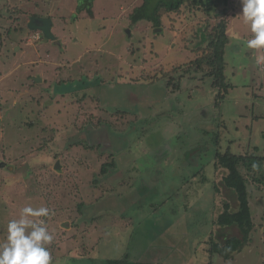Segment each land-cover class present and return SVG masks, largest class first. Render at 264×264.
<instances>
[{
	"label": "rangeland",
	"instance_id": "374dc122",
	"mask_svg": "<svg viewBox=\"0 0 264 264\" xmlns=\"http://www.w3.org/2000/svg\"><path fill=\"white\" fill-rule=\"evenodd\" d=\"M88 1L0 0V240L30 204L50 209L39 219L54 233L52 264H101L125 254L151 264H206L223 197L209 190L215 170L205 131L223 141L235 136L230 148L241 155L264 149V65L255 63L264 50L244 46L250 33L238 0H229L230 88L213 103L217 90L199 80L191 58L194 28L214 17L161 9L155 27L130 16L145 0H93L92 15L81 10ZM157 1L147 0L149 13ZM31 16L50 18L55 38L29 30ZM160 66L165 72L155 71ZM146 73L183 78L174 91L142 85ZM97 78L108 79L92 86ZM112 159L115 167L101 173ZM262 173L249 199V244L212 264H264ZM157 202L163 208L153 209Z\"/></svg>",
	"mask_w": 264,
	"mask_h": 264
},
{
	"label": "trees",
	"instance_id": "16d2710c",
	"mask_svg": "<svg viewBox=\"0 0 264 264\" xmlns=\"http://www.w3.org/2000/svg\"><path fill=\"white\" fill-rule=\"evenodd\" d=\"M92 2L93 0H89L86 5L84 4V7H82L81 10L86 11L88 15H92ZM228 2L229 0H158L152 7V12L150 11L149 13L147 10V0H145L143 4L140 7L135 8L130 15L133 22H136L139 19H146L147 21L153 22L155 27L161 26L159 16V11L161 9H165L167 12L182 13L184 11L183 9L187 8L188 16L193 15L194 17L197 15V18L198 14H200V16L206 15L208 19L212 17L215 18V22L212 24L205 22L204 25L202 24L203 27L201 25L200 28H194L196 39L192 43L193 48L191 47L193 49H191L192 52L195 54V57L191 58V66H195L197 71L201 72L202 76L199 80H209L210 88L217 90L213 96V103L215 101L214 99L219 97L222 98L230 88V85L228 84L229 82H227L225 76L227 71L226 54L227 49L231 46V38L227 34V24L224 16ZM137 49L139 51V48ZM155 54V57H157L158 53L155 52ZM190 67L184 69L185 72L190 71ZM155 71L157 73L165 72L161 66L156 68ZM108 75L110 76L109 78H113V74L109 73ZM149 75L150 73H146L145 76H140L141 79H139V81H141L142 85H146V87H151L156 84L160 86L164 85L166 89L170 88L171 90L178 88L181 79L183 78L182 76H179L177 78L178 81L175 83V73H170L168 75L158 74L151 77ZM107 79L108 78H97L96 81L91 84L92 86L101 85V82ZM80 89L84 95L90 94V91L88 90L89 88L84 89V87H80ZM162 106L163 105H160V107ZM205 134L209 136L213 149L206 147L204 150L210 149V152H212V157L209 161L213 162L215 170V180L209 190L216 195H221V198L223 197L221 205L217 208L219 214L214 222L218 230L210 233L209 247L207 248L211 259L206 264H212L213 256H219L224 260H228L233 258L235 253H239L249 244L254 230V221L249 199L250 196H252V183L261 182V176L263 175L262 171L264 169V149H259L260 145H255V150H257L259 154L250 153L251 155H241L232 151L230 148L233 144L232 141L236 139L235 136L229 135L230 137H227V139L223 141L225 136L223 135L222 137L221 133L205 131ZM173 135L176 138L180 137H177L178 133H174ZM259 139L262 146H264V138ZM224 143L226 144V148L222 149ZM206 144L209 143L207 142ZM202 152L203 151H201V153ZM115 165L116 163L114 159H112L111 162L104 163L101 168V173L107 172L112 167H115ZM155 166L157 172H159L160 178L167 177L163 172H160L159 163H155ZM166 166V162H164L161 170H165ZM214 197L216 198V196ZM163 204V202H157L155 208L152 204L150 205L153 209H157L161 205L163 208ZM183 208H186L185 205ZM230 227L236 228L239 233L237 235L226 234V232L223 231L225 228ZM52 258L53 262L55 257ZM80 261L90 262V259L81 258ZM101 264L151 263L130 260L128 255L125 254L122 258L112 257L105 259Z\"/></svg>",
	"mask_w": 264,
	"mask_h": 264
},
{
	"label": "clouds",
	"instance_id": "9594fccd",
	"mask_svg": "<svg viewBox=\"0 0 264 264\" xmlns=\"http://www.w3.org/2000/svg\"><path fill=\"white\" fill-rule=\"evenodd\" d=\"M242 23L250 38L243 41L247 49L264 50V0H238ZM236 38H239L238 36ZM257 65H264V54L255 57ZM47 206L22 207L17 218L7 222L5 236L0 240V264H52L48 246L54 240L41 217H48Z\"/></svg>",
	"mask_w": 264,
	"mask_h": 264
},
{
	"label": "water",
	"instance_id": "95a60500",
	"mask_svg": "<svg viewBox=\"0 0 264 264\" xmlns=\"http://www.w3.org/2000/svg\"><path fill=\"white\" fill-rule=\"evenodd\" d=\"M28 29L40 30L43 33L44 38H55L52 33V20L50 18L31 16L30 21L28 23Z\"/></svg>",
	"mask_w": 264,
	"mask_h": 264
},
{
	"label": "flooded vegetation",
	"instance_id": "af4514ba",
	"mask_svg": "<svg viewBox=\"0 0 264 264\" xmlns=\"http://www.w3.org/2000/svg\"><path fill=\"white\" fill-rule=\"evenodd\" d=\"M38 17V16H37Z\"/></svg>",
	"mask_w": 264,
	"mask_h": 264
}]
</instances>
